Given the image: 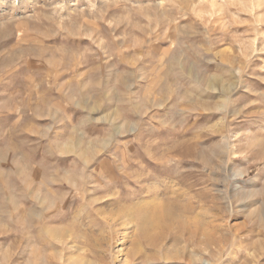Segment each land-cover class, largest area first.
<instances>
[{"label":"rangeland","instance_id":"1","mask_svg":"<svg viewBox=\"0 0 264 264\" xmlns=\"http://www.w3.org/2000/svg\"><path fill=\"white\" fill-rule=\"evenodd\" d=\"M0 264H264V0H0Z\"/></svg>","mask_w":264,"mask_h":264}]
</instances>
